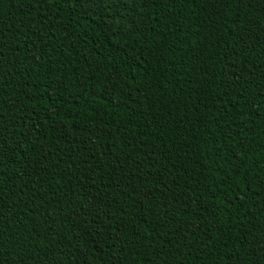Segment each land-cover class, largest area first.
I'll return each mask as SVG.
<instances>
[{"label": "trees", "instance_id": "obj_1", "mask_svg": "<svg viewBox=\"0 0 264 264\" xmlns=\"http://www.w3.org/2000/svg\"><path fill=\"white\" fill-rule=\"evenodd\" d=\"M0 264H264V0H0Z\"/></svg>", "mask_w": 264, "mask_h": 264}]
</instances>
